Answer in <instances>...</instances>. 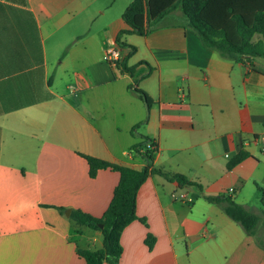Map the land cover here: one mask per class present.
<instances>
[{
    "label": "crops",
    "instance_id": "0c3cea01",
    "mask_svg": "<svg viewBox=\"0 0 264 264\" xmlns=\"http://www.w3.org/2000/svg\"><path fill=\"white\" fill-rule=\"evenodd\" d=\"M117 1L0 0V264H85L77 246L99 248L102 235L69 214L100 216L119 172L90 176L79 153L142 169L131 147L144 138L157 144L151 167L194 183L149 172L116 264H264L255 237L203 197L263 215L264 58L203 46L179 9L123 35L134 50L119 46L131 0ZM113 45L117 65L103 59Z\"/></svg>",
    "mask_w": 264,
    "mask_h": 264
},
{
    "label": "trees",
    "instance_id": "16d2710c",
    "mask_svg": "<svg viewBox=\"0 0 264 264\" xmlns=\"http://www.w3.org/2000/svg\"><path fill=\"white\" fill-rule=\"evenodd\" d=\"M179 9L187 26L192 28L202 45L215 49L221 56L237 59L242 56H261L264 58V0H131L122 11L127 27L119 30L115 41L119 46L130 45L122 39L127 33L145 35L159 25L161 19ZM124 66V61L121 62ZM125 69V68H124ZM134 92L147 104L151 102L147 94L134 88ZM157 144L144 138L132 145L131 151L141 155L146 165L142 169L113 163L88 154L79 153L88 162L89 175L94 176L99 168H111L119 172V180L114 187L111 200L100 216L80 209H72L69 218L75 226H87L99 230L102 245L99 248H82L76 252L85 264H116L122 252L120 235L124 227L134 218L136 195L139 186L149 172L160 173L180 184H193L185 175L167 173L151 167L153 153ZM248 152L240 148L227 162L233 167L244 159ZM203 197L218 204L226 215L236 221L246 234L255 237L257 244L264 248V237L258 235L261 216L227 196L204 194ZM60 212L65 210L56 206ZM264 213V201L262 200ZM102 224L100 227L99 225ZM153 237L147 234L146 242L151 247Z\"/></svg>",
    "mask_w": 264,
    "mask_h": 264
},
{
    "label": "built area",
    "instance_id": "2783aa9c",
    "mask_svg": "<svg viewBox=\"0 0 264 264\" xmlns=\"http://www.w3.org/2000/svg\"><path fill=\"white\" fill-rule=\"evenodd\" d=\"M103 59L106 60L107 62L113 64V65H117L118 62L120 61V49L118 46H109L107 47L104 52H103ZM173 197H177L176 193H172ZM179 199H184L185 198V194L184 193H180L178 195Z\"/></svg>",
    "mask_w": 264,
    "mask_h": 264
},
{
    "label": "rangeland",
    "instance_id": "374dc122",
    "mask_svg": "<svg viewBox=\"0 0 264 264\" xmlns=\"http://www.w3.org/2000/svg\"><path fill=\"white\" fill-rule=\"evenodd\" d=\"M121 1H123V0H118L115 3V6H114L115 9L121 8V4H122ZM260 216H261V219H260V223L258 226V235H260L261 237H264V213H263V215H260Z\"/></svg>",
    "mask_w": 264,
    "mask_h": 264
},
{
    "label": "water",
    "instance_id": "95a60500",
    "mask_svg": "<svg viewBox=\"0 0 264 264\" xmlns=\"http://www.w3.org/2000/svg\"><path fill=\"white\" fill-rule=\"evenodd\" d=\"M69 212H70V209H66V210H65V214H66V215H68V214H69ZM99 226L101 227V226H102V224H100Z\"/></svg>",
    "mask_w": 264,
    "mask_h": 264
}]
</instances>
